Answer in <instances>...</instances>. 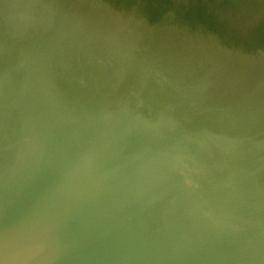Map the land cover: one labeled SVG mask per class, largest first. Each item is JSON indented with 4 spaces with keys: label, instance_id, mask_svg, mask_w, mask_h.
<instances>
[{
    "label": "water",
    "instance_id": "95a60500",
    "mask_svg": "<svg viewBox=\"0 0 264 264\" xmlns=\"http://www.w3.org/2000/svg\"><path fill=\"white\" fill-rule=\"evenodd\" d=\"M0 264H264V0H0Z\"/></svg>",
    "mask_w": 264,
    "mask_h": 264
}]
</instances>
